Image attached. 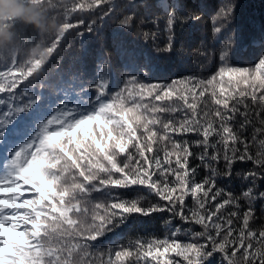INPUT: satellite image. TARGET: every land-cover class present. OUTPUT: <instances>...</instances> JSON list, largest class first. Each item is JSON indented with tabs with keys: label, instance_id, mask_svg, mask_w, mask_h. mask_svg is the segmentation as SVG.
Returning <instances> with one entry per match:
<instances>
[{
	"label": "snow or ice",
	"instance_id": "snow-or-ice-1",
	"mask_svg": "<svg viewBox=\"0 0 264 264\" xmlns=\"http://www.w3.org/2000/svg\"><path fill=\"white\" fill-rule=\"evenodd\" d=\"M105 3H76L70 11ZM174 19L173 12L170 29ZM134 22L132 15H126L119 23L131 27ZM84 23L65 21L58 38ZM95 23H88L86 30L91 32ZM214 31L220 33L221 28ZM172 47L169 36L162 51ZM228 55L226 46L219 55L220 66L206 79L189 76L171 84H143L132 75L123 89L110 93L108 81L100 77L91 86L94 96L58 115H41L35 97L0 114V148L7 145L0 162V264H93V242L133 215L149 217L164 211L198 225L202 231L192 235L204 242L182 245L168 238L137 239L135 249L115 253L118 261L132 264L134 258L159 264L171 250L184 258L183 264H209L217 253L227 264H264V227L259 231L250 227L251 205L264 199V191L254 190L256 180L264 179V56L254 66L243 67L228 63ZM9 64L7 76L0 70V93L12 92L42 61H27L30 66L23 67L15 61ZM13 67L20 76H12ZM6 103L0 98V105ZM249 125L255 133L251 142L244 134ZM189 134L195 138L174 139ZM252 143H258L255 152ZM193 160L200 163L193 165ZM248 161L255 169L245 177L252 186L240 196L218 187L217 177L230 178L237 162ZM201 166L208 174L197 180ZM117 189L144 190L162 203L145 204L142 196L128 198ZM94 192L106 200L93 201ZM188 196L193 208H186ZM241 199L248 208L242 213L231 210L239 209ZM164 264L172 261L165 259Z\"/></svg>",
	"mask_w": 264,
	"mask_h": 264
},
{
	"label": "trees",
	"instance_id": "trees-1",
	"mask_svg": "<svg viewBox=\"0 0 264 264\" xmlns=\"http://www.w3.org/2000/svg\"><path fill=\"white\" fill-rule=\"evenodd\" d=\"M89 2L32 0L49 19H57L61 25L65 21L77 25L79 20H84V24L68 29L59 38L50 30H38L21 21L10 22L7 27L12 38L0 39V70L7 76V66H11L12 61L23 67L30 66L27 61L41 60L42 65L31 76L20 80L12 92L0 93V98L8 102L0 105V114L10 106H23L35 97L42 106L41 115H58L65 107L76 108L81 101L87 102L90 96H94L95 90L91 86L100 77L108 81L110 93L123 89L132 75L143 84H171L189 76L206 79L220 66L219 55L226 46L228 63L234 66L252 67L264 56V0H107L99 8L70 11L73 4ZM105 11L108 15H104ZM173 12L175 19L170 29L168 21ZM126 15L134 17L131 27L119 23ZM92 20L96 23L89 32L86 25ZM215 27H220L221 32L216 33ZM169 36L173 37L172 50L162 51ZM57 38L56 48L49 54L48 49ZM105 64L106 69L102 67ZM12 76H20L15 67ZM21 115L27 117L28 113ZM0 119H3L2 115ZM240 119L237 117V124ZM244 134L251 142L255 134L253 125H249ZM193 138L192 134L174 136L176 140ZM9 139L22 141L23 137ZM6 147L0 148V162L4 159ZM257 149L258 143H252L251 150L255 152ZM159 154L162 156L163 152ZM199 163L198 160L192 161L193 165ZM252 170L255 169L251 161L237 162L233 166V175L230 178L217 177V185L240 196L252 186L245 178ZM207 174L208 169L201 166L196 179ZM254 190L257 193L264 191V179L256 180ZM114 191L128 198L142 196L145 204L162 203L159 197L144 190ZM92 200L104 201L106 197L94 192ZM194 206L193 198L186 197V208ZM248 206V202L241 199L239 209L231 210L242 213ZM251 206L254 217L250 220V227L259 231L264 227V199H256ZM234 223L239 225L238 220ZM173 230H176L175 236H172ZM198 231H202L198 225L186 224L168 211L153 213L149 217L133 215L124 225L93 242L90 259L93 264H129L128 261H118L115 253L122 248L135 249L137 239L150 242L168 238L182 245L203 243V239L197 240L192 235ZM165 259L171 260L172 264H183L184 261L171 250L159 259V264H164ZM132 264H148V261L137 262L132 258ZM209 264L227 262L217 253Z\"/></svg>",
	"mask_w": 264,
	"mask_h": 264
},
{
	"label": "clouds",
	"instance_id": "clouds-1",
	"mask_svg": "<svg viewBox=\"0 0 264 264\" xmlns=\"http://www.w3.org/2000/svg\"><path fill=\"white\" fill-rule=\"evenodd\" d=\"M16 21L33 25L38 30H50L55 34L60 32L62 26L57 19H49L32 0H0V39L12 38L7 26Z\"/></svg>",
	"mask_w": 264,
	"mask_h": 264
}]
</instances>
